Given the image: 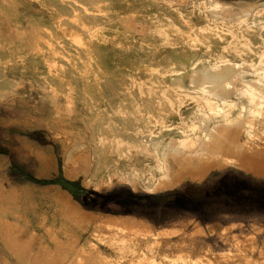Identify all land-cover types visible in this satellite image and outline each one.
<instances>
[{"label": "rangeland", "instance_id": "374dc122", "mask_svg": "<svg viewBox=\"0 0 264 264\" xmlns=\"http://www.w3.org/2000/svg\"><path fill=\"white\" fill-rule=\"evenodd\" d=\"M245 1L256 2L257 7L264 4V0ZM0 2L3 6L11 5L18 14L17 22H12L0 13L3 37L0 68L11 85L6 97L0 99V264H49L38 262L45 257L44 244L52 247L48 238L39 236L45 232L39 226L41 214H45L48 226L59 229L61 236L68 233L71 241L78 238L79 253L85 254V259L96 256L97 262L92 264H128L127 257L126 260L121 258L124 257L122 251L126 253L127 249L129 258L138 254L151 256L146 239H138L135 245L127 243V248L125 245L120 253L117 246L105 245L104 237L111 236L108 230L95 235L93 225L72 226V219L60 212L55 200L46 194L50 186L66 191L86 211L132 216L147 224L155 234L174 232L152 253L157 259L178 257L174 264L196 261L198 264H264V177L226 166L210 171L200 183L184 181L173 189L150 193L141 186L134 190L129 183L117 181H113L109 190L105 187L96 190L93 186L84 187L81 179L70 181L63 176L65 155L73 158L87 155L91 165L95 163L92 155L94 127L89 115L98 118L99 138L107 127L103 119L114 117L129 122L131 130H145L144 139L159 135L169 127L172 128L170 134L162 135L167 141L183 136L178 132L188 128L184 119L200 105L198 99L191 91L181 92L165 82L162 76L168 75L167 72L147 70V63L151 61L159 66L180 48L176 43L178 34L162 37L165 24L172 30L177 26L167 15L178 17L181 10L191 11L196 1L128 0L123 8L128 16V30L113 23L100 27L93 42L99 52L98 64L105 70V77L98 81L99 90L107 101H102L94 90L79 92L82 79L75 75L84 63L94 67L89 56L85 54L82 62L75 59L69 62V58L66 61L62 56L48 54L49 40L36 23L51 24L58 19L49 0ZM110 2L115 9V0ZM142 16L145 19H141ZM192 20L198 27L202 25L203 21L196 16ZM258 33L264 51V20L258 24ZM73 42L76 49L82 48L77 38ZM15 49L18 52L11 53ZM200 49L203 51V47ZM228 56L237 59L233 54ZM70 63L73 66L70 67ZM184 82L187 83L188 78ZM254 96L261 102L252 105L246 120L250 121L251 134L264 145V94L257 92ZM159 97L164 99L163 103ZM208 126L212 128L210 123ZM222 129L223 142L231 136L243 135V132L230 130L232 128ZM114 138L117 141L118 137ZM210 141L216 143L217 139ZM38 150L54 157L57 172L53 176L37 175ZM109 158L113 161L110 174L131 167L142 171L144 180H159L148 160L134 151L127 158L117 154H110ZM168 162L172 168L169 180L175 171L172 156ZM108 175L103 171L95 182L101 178L105 181ZM58 180L85 192L74 196L54 183ZM23 187L26 192L18 197V206L4 197V193ZM77 249H65L66 261L61 264H91L78 257Z\"/></svg>", "mask_w": 264, "mask_h": 264}, {"label": "bare ground", "instance_id": "6f19581e", "mask_svg": "<svg viewBox=\"0 0 264 264\" xmlns=\"http://www.w3.org/2000/svg\"><path fill=\"white\" fill-rule=\"evenodd\" d=\"M127 1L115 0L117 7L114 9L110 0H49L58 14V19L51 24L36 23L38 29L49 40L47 49L49 55L62 56L66 61L69 58V62L74 59L82 62V57L86 54L95 63L94 67L86 63L79 66L75 76L82 79L80 93L94 90L99 93L102 101H107L99 90L98 81L105 77V70L98 64L99 52L94 48L93 38L97 37L100 27L106 23H113L128 30V16L123 9ZM187 1H196L197 4L191 11H179L181 13H178V17L168 14V18L177 25L176 30H172L164 23L166 28L162 36L166 38L178 34L176 43L180 48L159 66L151 64V61L147 63V70L167 72L168 75L162 76L165 82L177 87L181 92L191 91L198 99L197 103L200 105L184 119L188 128L178 132L183 136L178 140L167 141L165 136L172 130L169 127L159 135L144 139L145 130L138 132L131 130L129 122L114 117L103 119L107 127L103 130V137L99 138L96 130L98 118L89 115L90 123L94 127L92 155L95 163L91 165L87 155L75 158L65 155L62 172L67 180L81 179L84 187L93 186L96 190L103 187L111 188L113 181H117L121 184L129 183L134 190L141 186L146 192L157 193L173 189L184 181L200 183L210 171H219L226 166H233L255 177H264V145L253 133L251 134L250 121L246 120L254 107L252 105L261 102L254 95L257 92L264 94V51L259 43L258 33V24L264 20V4L257 7L254 6L256 2L245 0L232 3L219 0H178V3ZM153 5L156 6L157 3L154 2ZM135 12L140 15L137 10ZM0 13L5 14L9 21L18 20V14L11 5L3 6L0 2ZM193 16L203 21L200 27L193 22ZM141 19L145 17L142 16ZM2 38L0 31V47ZM74 38L80 41L81 49H76ZM200 47H203V51ZM14 52L18 51L15 49L11 53ZM228 54H233L237 59L230 58ZM145 56L146 61L150 60L147 52ZM71 66L73 65L70 63ZM185 78H188L187 83L184 82ZM10 86L0 68V99L6 97ZM238 86L244 89H236ZM159 100L161 103L164 102L162 97H159ZM225 127L232 128L230 130L235 132H243V135L231 136L223 142L222 128ZM114 137H118L117 141ZM211 139H217L216 143H212ZM133 151L148 160L159 180L155 178L144 180L142 171L131 167H124L112 174L108 172L113 167L110 154L127 158ZM171 156L174 159L175 171L168 180L172 171L168 162ZM36 160L39 177L48 178L56 174L55 159L52 155H45L38 150ZM103 171L109 174L106 180L101 178L99 182H95ZM19 191L22 193H18ZM25 192L26 188H17L4 193V197L11 199L18 206V197ZM45 192L55 200L59 206L58 210L65 212L72 219L70 221L73 222L72 226L93 225L95 235L108 230L111 236L107 237L108 233L107 236L104 233L105 245L117 246L120 253L127 243L134 244L138 239H146L151 256L138 254L129 258L128 249H125L126 253L122 251L124 257H121L122 255L120 257L123 259L127 257L128 264H174L178 260V257L167 259L165 256L163 259H157L158 256L152 254L156 253L155 249L161 243L167 242L168 237L171 238L170 235H174V232L155 234L147 224L132 216L86 211L58 186L47 187ZM39 226L45 231L39 236L48 238L52 247L44 244L45 257L37 258L38 262L61 264L66 261V252H63L65 249L76 251L79 239L71 241V235L67 236L68 233L61 236L58 233L59 229L46 224L45 214L40 215ZM79 251L77 249L80 259L91 264L97 262L96 256H88L85 259L87 256ZM179 260L186 262L185 259ZM120 261L122 262V259Z\"/></svg>", "mask_w": 264, "mask_h": 264}, {"label": "trees", "instance_id": "16d2710c", "mask_svg": "<svg viewBox=\"0 0 264 264\" xmlns=\"http://www.w3.org/2000/svg\"><path fill=\"white\" fill-rule=\"evenodd\" d=\"M60 186H62L65 190H68L70 193H72L74 196L78 194L79 192H85L80 188H76L75 185L69 184L68 182H64V180H58L57 182H54Z\"/></svg>", "mask_w": 264, "mask_h": 264}, {"label": "crops", "instance_id": "0c3cea01", "mask_svg": "<svg viewBox=\"0 0 264 264\" xmlns=\"http://www.w3.org/2000/svg\"><path fill=\"white\" fill-rule=\"evenodd\" d=\"M70 181H72V180H70ZM91 212H93V211H91ZM97 213H100V212H97Z\"/></svg>", "mask_w": 264, "mask_h": 264}]
</instances>
